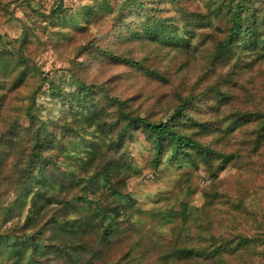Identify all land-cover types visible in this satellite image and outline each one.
Here are the masks:
<instances>
[{
  "label": "rangeland",
  "instance_id": "374dc122",
  "mask_svg": "<svg viewBox=\"0 0 264 264\" xmlns=\"http://www.w3.org/2000/svg\"><path fill=\"white\" fill-rule=\"evenodd\" d=\"M87 1L0 0V145L17 142L18 148L27 142L28 108L37 119L56 125L62 102L49 92L48 85L52 83L61 91L75 90L71 73L84 75L108 88L109 94L128 99L130 108L150 119L167 118L189 94L222 76L220 89L226 100L218 105L214 99L200 101L191 112L206 121L202 128L194 129L195 137L207 149L204 156L196 157L195 163L175 166L163 160L154 167L149 162L151 150L145 137H132L126 147L134 172L121 190L133 203L118 217L119 233L106 245L99 242V227L87 239L91 250H100V258H90L86 252L82 258L83 263L90 260L91 264H212L218 257L202 260L196 254L177 259L165 256L174 246L200 248L211 239L232 241L238 234L264 232V129H259V120L237 118L243 112H264V60L247 54L240 58L250 64L243 65L235 53L231 60L237 58L234 66L218 64L210 69L208 55L220 35L217 31L199 47L182 51L130 33V24L136 21L133 17L121 31L109 14L88 21L79 19L82 25L77 28L59 22L58 15L80 16ZM119 1L108 0L112 5ZM184 1L186 12L201 14H206L207 5L212 3ZM59 2L62 11L57 13L53 10ZM252 2L264 15V0ZM159 4L162 14H174L182 25L169 0H160ZM88 42L96 48H111L113 58L95 47L80 48ZM135 60L142 66L132 64ZM18 75L21 81L16 84ZM7 169L5 163L0 165L1 180ZM87 192L91 193L89 197L96 195L102 203H108L105 187L100 193ZM31 193L28 188L7 197L3 206L7 210L0 214L3 225L21 222ZM181 213L187 214L184 222ZM164 215L168 219H163ZM177 226L180 235L173 242L172 231ZM226 254H221L225 260ZM50 257L49 261L42 258L43 263L76 264L67 257ZM232 257L233 261L250 258L253 263L264 264V243L239 246ZM250 259L246 264H252Z\"/></svg>",
  "mask_w": 264,
  "mask_h": 264
},
{
  "label": "trees",
  "instance_id": "16d2710c",
  "mask_svg": "<svg viewBox=\"0 0 264 264\" xmlns=\"http://www.w3.org/2000/svg\"><path fill=\"white\" fill-rule=\"evenodd\" d=\"M169 1L180 15L181 26L174 14L161 13L160 0H120L115 5L108 0H88L80 16L72 13L58 16L63 26L77 28L82 25L79 19L88 21L96 15L109 14L115 19L118 31L133 17L136 21L130 24L133 25L130 33L182 51L197 48L213 32H220L208 55L210 69L218 64L234 66L237 58L231 60L235 53L243 65L250 64L240 58L247 54L264 60V15H260L262 10L252 0H212L206 14L186 12L188 6L184 0ZM53 11H62L60 2ZM89 47L113 58L111 48H96L91 42L80 46L83 50ZM132 64L142 66L139 60ZM71 76L77 86L75 90L61 91L52 83L48 85L49 92L62 102L61 118L56 125L49 126L44 119H37L28 108L27 142L18 148L17 142L0 145V165L5 163L8 168L6 176L0 179V214L7 210L3 206L10 194L32 190L21 222L7 226L0 222V264H44L42 258L49 261L51 255L67 257L71 263L91 264L90 260L82 262L85 252L90 258H100V250H91L87 239L99 227V242L106 245L112 235L119 233L118 217L133 203L128 193L121 190L134 172L126 147L132 137L137 134L145 137L151 150L149 162L154 167L163 160L175 166L195 163L196 157L207 152L195 137V130L206 121H200L204 119L191 112L200 101L214 99L218 105L226 100L220 89L224 84L220 76L205 89L189 94L173 107L167 118L150 119L147 114L130 108L128 99L109 94L102 84L96 85L84 75L71 73ZM17 78L16 84L21 81V75ZM237 118L259 120V129H264V112H243ZM103 187L107 204L96 195L88 196L91 193L87 190L96 194ZM77 200L82 204L76 203ZM181 217L184 222L187 214L181 213ZM172 233L175 242L180 235L178 226ZM251 242L264 243V232L238 234L232 241L211 239L200 248L174 246L165 257L177 259L196 254L202 260L218 257L212 264H246L250 258L233 261L232 255L239 246ZM222 253H227V260Z\"/></svg>",
  "mask_w": 264,
  "mask_h": 264
}]
</instances>
